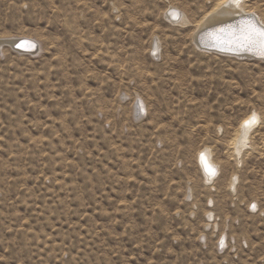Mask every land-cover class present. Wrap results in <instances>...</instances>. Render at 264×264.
I'll use <instances>...</instances> for the list:
<instances>
[{
    "label": "rangeland",
    "instance_id": "1",
    "mask_svg": "<svg viewBox=\"0 0 264 264\" xmlns=\"http://www.w3.org/2000/svg\"><path fill=\"white\" fill-rule=\"evenodd\" d=\"M221 7L0 0V264H264V59L198 47Z\"/></svg>",
    "mask_w": 264,
    "mask_h": 264
},
{
    "label": "bare ground",
    "instance_id": "2",
    "mask_svg": "<svg viewBox=\"0 0 264 264\" xmlns=\"http://www.w3.org/2000/svg\"><path fill=\"white\" fill-rule=\"evenodd\" d=\"M245 1L246 0H241L239 8L233 7V8H229V9L224 10L221 7L219 9H217L216 11L210 12L207 15H205L204 19L202 20V22L198 26V29L194 35V40H195L196 44L198 45V47H201V46H199V44H198L197 36L199 39H201L202 42H206L209 45H214L215 50H212V51L221 52L223 54H230V55L234 54L235 56L236 55L237 56H251L252 58L254 57V58H257L259 60L264 59V49H261V47L258 43L255 45H244V46H241V45H238L235 43H228V44L223 43V44H221L222 42H218V41H217V43H215V42L212 43L210 41V39L206 38V36H205L207 34L209 35V34L215 33L219 28L225 27L228 25H231L235 28L236 26L241 25L245 21L250 22L252 24H257V20H258L261 24H264V17L261 14H260L259 18H258V16H255L253 14L254 13L253 10L248 8V6L245 4ZM226 2H227V0H220L221 4L226 3ZM173 14L175 15V17H177V15H179L181 17L179 19V21L182 24H185L188 22L187 17L185 15H183L182 13L179 14V13H176L175 10H173L172 15ZM201 32H204V33L201 34V36H199ZM25 37H29V36L16 37L11 41V44L13 45L14 43L18 42L20 39H24V41L27 43L32 42L34 45L38 44V49L36 51H40L38 42H36L33 39H29L31 36L29 38H25ZM218 49H220V50H218ZM19 51L20 50H18V52ZM27 51H29V50H27ZM36 51L35 52L34 51H32V52L20 51V52L33 54V53H36ZM137 103H139V102H137ZM138 113H137V115H139ZM255 115H256L257 120H258L259 116L257 114H255ZM251 116H249L248 118L243 120L242 129L240 131L241 133L238 136L237 141L236 142L234 141L236 143V145H235L236 149L235 150H237L236 152H238L239 154L243 150L244 146L246 145V142H247V140L249 138V134H250L249 131L251 132V130L249 128L245 127L244 122L246 120H248ZM203 153H204L203 155L206 158L208 164L212 168L215 169V164L210 159L209 154L207 152H203ZM202 166H203V163H202Z\"/></svg>",
    "mask_w": 264,
    "mask_h": 264
},
{
    "label": "snow or ice",
    "instance_id": "3",
    "mask_svg": "<svg viewBox=\"0 0 264 264\" xmlns=\"http://www.w3.org/2000/svg\"><path fill=\"white\" fill-rule=\"evenodd\" d=\"M241 0H227L222 4V9L239 8ZM212 38L222 43H235L241 46L259 44L261 49H264V24H252L250 22H243L235 28L231 25L219 28L215 33H212ZM257 122V117L253 114L246 120L245 127H250ZM201 161L205 171L209 175H215L216 171L212 168L203 154H201Z\"/></svg>",
    "mask_w": 264,
    "mask_h": 264
},
{
    "label": "water",
    "instance_id": "4",
    "mask_svg": "<svg viewBox=\"0 0 264 264\" xmlns=\"http://www.w3.org/2000/svg\"><path fill=\"white\" fill-rule=\"evenodd\" d=\"M257 24H261V23L257 20ZM205 36H206V38L210 39V41L213 43V38H212L211 34H209V35L207 34ZM197 41H198L199 46H201L202 48L207 49V50H215L214 45H209L206 42H202L201 39L198 38V36H197ZM20 42H21V44L18 47ZM29 43L25 42L24 39H20L18 42L14 43L12 45V48L17 50V51L20 50V51H26V52H32V51H36L38 49V44L34 45L32 42H29ZM34 47H36L35 50H34ZM27 50H29V51H27ZM218 50H220V49H218Z\"/></svg>",
    "mask_w": 264,
    "mask_h": 264
}]
</instances>
